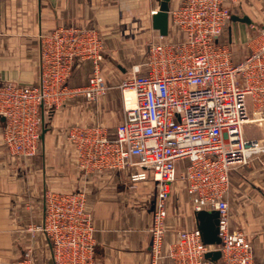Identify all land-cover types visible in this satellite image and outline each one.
Here are the masks:
<instances>
[{
	"label": "built area",
	"instance_id": "1",
	"mask_svg": "<svg viewBox=\"0 0 264 264\" xmlns=\"http://www.w3.org/2000/svg\"><path fill=\"white\" fill-rule=\"evenodd\" d=\"M232 5L238 0H181L169 9L178 36L149 42L144 63L117 83L122 119L114 136L100 124L73 125L66 131L79 167L137 165L141 171L131 175L132 181L152 180L154 261L257 264L246 234L230 224L226 195L229 172L264 152L263 139L243 135L245 124L264 123V25L247 36V53L236 60L232 40H221ZM38 39L37 83L0 81L2 142L11 155L24 159L36 154L44 114L78 96L97 100L108 89L96 29L60 25L40 32ZM79 60L91 61L87 83L70 86L68 78ZM180 161L185 164L177 173ZM177 178L193 213L217 211L218 244H205L197 227L179 229L166 240L167 203ZM36 230L49 240L53 264H93L94 227L83 191L47 190ZM213 250L220 252L216 262L205 257ZM0 264L38 263L28 250Z\"/></svg>",
	"mask_w": 264,
	"mask_h": 264
},
{
	"label": "crops",
	"instance_id": "2",
	"mask_svg": "<svg viewBox=\"0 0 264 264\" xmlns=\"http://www.w3.org/2000/svg\"><path fill=\"white\" fill-rule=\"evenodd\" d=\"M180 1L169 0V9ZM158 6V0H0V81L36 84L39 33L60 25H76L97 30L102 41V73L108 85L97 100L78 96L49 115L44 114L45 131L42 133L41 126L36 154L29 159L8 152L2 142L0 117V261L17 259L16 248L23 244L17 242L15 233L40 217L42 220L47 190H81L94 227L93 264H173L167 257L156 261L151 257L149 226L155 194L152 180L132 181L131 175L141 171L137 165L81 168L66 138L69 127L85 124H100L110 137L114 136V128L122 119L116 85L126 72L144 63L149 42L162 36L152 26V11L156 12ZM245 30L241 22L230 20L221 40L245 41ZM177 36L168 16L167 34L162 37L169 40ZM90 71V60L77 61L68 78L69 85H85ZM259 130L245 124L246 136L243 135L255 138ZM184 164L177 163V172ZM179 187L184 188L182 181H175L167 203L166 240L179 229L197 227L193 213H180L177 205L173 208L172 197ZM226 199L231 226L246 234L255 262L264 264V152L229 172Z\"/></svg>",
	"mask_w": 264,
	"mask_h": 264
},
{
	"label": "rangeland",
	"instance_id": "3",
	"mask_svg": "<svg viewBox=\"0 0 264 264\" xmlns=\"http://www.w3.org/2000/svg\"><path fill=\"white\" fill-rule=\"evenodd\" d=\"M231 10H232V13H234V14H238V15L246 14L250 17V19L252 20L251 24L242 23L246 29L245 30L246 34L249 36L251 34H253V32L256 29H259L261 26L264 25V0H238V5L237 6L232 5ZM252 26H253V28H251ZM233 35H234V33L232 34V36ZM234 44L236 46H234ZM232 49L234 50L236 60L244 57V55L247 53V50H248L246 48V44H245L244 40L240 41L239 43L237 41H233L232 42ZM246 125H255L256 127H259L260 130H259V132H256L254 134V137L258 138L260 140L263 139V132H262V129L260 127L261 125H263L262 123L260 124L258 122H255V123H248ZM68 162L72 163L71 159H69ZM72 165H73V163H72ZM177 173H179V170ZM178 180H180V179L177 178L176 181H178ZM179 188H180V190L177 191V194H175L172 197L173 208H175V206L177 205L180 213H184V214L190 213V215H192L193 212H192V208H191L189 198L184 193L185 192L184 188H181V187H179ZM179 195H180V197H179ZM173 212H174V210H173ZM42 219H43V217H42ZM40 223H41V217H40V219L38 218L37 221H32L31 223L27 224L25 230L18 232V233H15V238H17V242L20 241L23 244V247H22V245L19 247L17 246L16 251H18L19 254L15 257L18 258L20 256H23L26 251L30 250L31 256L33 257V259L38 264L39 263H41V264H53L49 240L46 238V236H44L42 234V232L36 230V227ZM25 242H26V245H25ZM27 243H29V244H27ZM30 245L32 247H30Z\"/></svg>",
	"mask_w": 264,
	"mask_h": 264
},
{
	"label": "water",
	"instance_id": "4",
	"mask_svg": "<svg viewBox=\"0 0 264 264\" xmlns=\"http://www.w3.org/2000/svg\"><path fill=\"white\" fill-rule=\"evenodd\" d=\"M159 6L156 12L152 15V26L158 29L160 35L167 34L168 28V10H169V0H158ZM231 21L241 22L245 24H251L252 20L246 14L238 15L231 14ZM45 131L42 124V133ZM194 217L197 221V228L201 232L202 241L205 244H218L219 237L217 235V216L218 213L215 210H200L194 212ZM205 257L211 261L216 262L220 257V252L218 250L208 251Z\"/></svg>",
	"mask_w": 264,
	"mask_h": 264
}]
</instances>
